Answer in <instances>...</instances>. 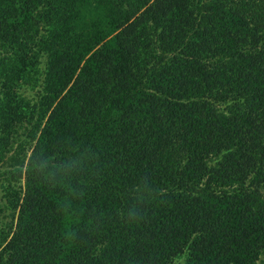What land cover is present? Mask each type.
<instances>
[{"label": "trees", "instance_id": "1", "mask_svg": "<svg viewBox=\"0 0 264 264\" xmlns=\"http://www.w3.org/2000/svg\"><path fill=\"white\" fill-rule=\"evenodd\" d=\"M0 264H264V0H0Z\"/></svg>", "mask_w": 264, "mask_h": 264}, {"label": "rangeland", "instance_id": "2", "mask_svg": "<svg viewBox=\"0 0 264 264\" xmlns=\"http://www.w3.org/2000/svg\"><path fill=\"white\" fill-rule=\"evenodd\" d=\"M8 157V156H7Z\"/></svg>", "mask_w": 264, "mask_h": 264}]
</instances>
